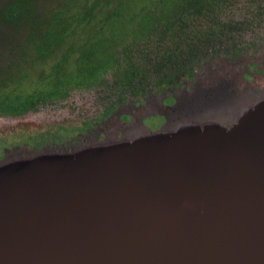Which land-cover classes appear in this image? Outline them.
Returning <instances> with one entry per match:
<instances>
[{"label":"water","instance_id":"obj_1","mask_svg":"<svg viewBox=\"0 0 264 264\" xmlns=\"http://www.w3.org/2000/svg\"><path fill=\"white\" fill-rule=\"evenodd\" d=\"M223 68L157 130L2 159L0 264H264V88Z\"/></svg>","mask_w":264,"mask_h":264},{"label":"trees","instance_id":"obj_2","mask_svg":"<svg viewBox=\"0 0 264 264\" xmlns=\"http://www.w3.org/2000/svg\"><path fill=\"white\" fill-rule=\"evenodd\" d=\"M251 2L257 4L253 20L226 18L223 22L224 10L232 0H157L152 10L148 8L137 20L127 0H61L49 8L41 7L38 0H0V23L6 34L19 36L31 53L18 82L27 70L40 69V86L31 92L0 94V114L13 116L35 110L38 105L64 98L71 89L96 82L105 87L101 78L107 72L114 73L110 85L134 91L141 89L143 79L136 75L146 77L144 66L158 74L160 82L174 75L191 77L201 60L220 49L234 56L252 45L238 47L233 36L244 30L255 35L257 21L264 16V0ZM202 22L207 23L205 29ZM212 27L218 31L210 30ZM150 37L157 42L138 45ZM138 64L143 67L137 68ZM135 78L139 83H134Z\"/></svg>","mask_w":264,"mask_h":264},{"label":"rangeland","instance_id":"obj_3","mask_svg":"<svg viewBox=\"0 0 264 264\" xmlns=\"http://www.w3.org/2000/svg\"><path fill=\"white\" fill-rule=\"evenodd\" d=\"M61 0H38V4H40L43 8H49L56 4H58ZM157 0H127L129 4V8L132 12V15H135V19L137 20L144 13L147 12L148 8L149 11L152 10L153 5L156 3ZM261 6L263 3L260 4ZM144 8V9H141ZM257 4L256 2H251V0H232V4L224 10L223 22H226V18H231L234 22H248L249 20H253L255 16H257ZM256 11V12H255ZM206 22H202L201 26L205 29ZM257 27L255 30V35H252L251 32H247L244 30V33L241 35L235 34L233 35L235 42L237 43L238 47H242V45H250L248 49H243L240 52L243 57L247 58L251 61V64L256 66V69L260 72L258 74L257 70H252V67H243L245 72H249L251 75L250 80L245 79V77L240 76L242 75L240 72L236 73L237 70L235 68L237 66L229 65V72L234 75L232 87L238 89H242L245 93H250L251 90L256 88L262 89L264 88V16L262 15L261 18L257 21ZM210 30L218 31L217 28L212 27ZM250 31V30H249ZM7 31L5 30V26L0 23V94L7 93L9 91H13L14 93H29L33 89H35L37 83V78L40 73V69L33 67L32 69L27 70L25 78L18 82V76L23 75L26 70V64L30 59L31 53H29L26 48L29 46L26 44H22V41L19 36H12L11 34L7 35ZM240 35V36H239ZM225 36V31H223V35L221 38ZM144 39V38H143ZM142 39V40H143ZM151 40H145L143 42H139L138 45L142 46L144 44H154L156 38L150 37ZM222 47L225 44L221 45ZM147 47V45H144ZM260 57V59H256ZM251 58V59H250ZM213 60L212 57L206 58L201 60L203 68L207 67V62ZM230 64V63H229ZM219 65V63H218ZM24 66V68H23ZM141 69L143 66L141 64L137 65V68ZM218 68V67H217ZM43 71H46V68H41ZM205 70L202 73V76H198L196 81H200V87L203 83V80L206 76L213 71ZM144 75L148 76V81L151 83V79L156 77V73H152L150 68L144 66ZM262 71V72H261ZM114 73L107 72L104 77L101 78L106 84V86H99L96 82L94 85L89 86L87 88H74L71 89L70 93L68 94V98L61 102H54L50 105L45 104V107H42L37 111L35 114H27L22 118L19 119H4L0 118V141L6 142L11 138L19 137L18 139L25 138L26 136L34 133L38 135H43L46 132L54 133L56 132L58 135L63 136L64 133L61 130H57V126H64L69 123H66V120L72 122V125H78L82 119H88L95 116L97 111L100 109L103 110L104 107H107L112 99V96L109 95L108 92L121 90L118 86L110 85L112 78H114ZM138 76V80L143 78L142 75ZM231 77V76H230ZM241 77V78H239ZM201 79V80H199ZM197 84L196 82L193 83V86ZM40 86V85H38ZM257 90V89H256ZM57 101V100H55ZM67 108H71L69 111L66 110ZM151 115L152 110L149 109L148 111L145 110L144 112L139 111L135 112L133 115L132 122L138 123L146 116L145 114ZM151 118V117H150ZM153 118V117H152ZM146 119V125L148 128L153 129L156 127V119ZM155 121V122H153ZM106 123V122H105ZM113 123H117V119L113 121ZM108 124V123H107ZM118 124V123H117ZM116 125L108 124V127H116ZM127 126V125H125ZM131 129L137 130L140 128H135L132 125V128L129 129H122L119 136L128 133ZM14 131L16 133H14ZM14 133V134H13ZM107 136V135H106ZM112 135L111 137H113ZM3 140V141H2ZM95 138H91L90 141H94ZM20 142V141H19ZM9 144V143H8ZM21 144V143H20ZM19 146H22L20 145ZM6 150H10L9 146H5ZM8 147V148H7ZM21 148V147H18ZM10 152V151H8Z\"/></svg>","mask_w":264,"mask_h":264},{"label":"flooded vegetation","instance_id":"obj_4","mask_svg":"<svg viewBox=\"0 0 264 264\" xmlns=\"http://www.w3.org/2000/svg\"><path fill=\"white\" fill-rule=\"evenodd\" d=\"M224 49H220L218 53H215L213 56V60H210L207 62V67L203 68L202 62L198 63L193 69H192V76L188 75H181V76H172L168 81H159L158 79L160 77H153L151 79V83H149L147 76L143 77L145 79L141 80V86L136 89L135 91L133 89H124V90H115L114 92H108L109 95L112 96V99H114L112 102L108 104L107 107H104L101 111L100 109L95 113L96 115L92 118L88 119H82V121L78 125H72V122L69 120H66V123H69L67 125L57 126V130H61L64 135L60 136L56 132L49 133L46 132L43 135L38 134H30L26 136L25 138L18 139L19 137L11 138L10 140L6 142L0 141V161L4 159L8 155H14L16 152H20L23 150L28 151H34L38 152L43 149H59V148H66L70 149L72 147H78L80 145H83L86 142H89L91 138L97 139V141H101L104 136H119L122 129H129L132 128V125H134L135 128H142L146 127L148 128V125H146V119H156V127L150 130H157L161 128L164 125L165 118L164 116H159L158 111L160 109H163L164 112H166L167 109L171 107H175L177 105L178 98L184 96L185 94H188L192 91L189 90L194 82H196V79L198 76H202V73L207 71L208 69H216L217 67H221L224 71L226 68H223L224 65L228 68V65L237 66L235 70H237L236 73L240 72L242 70L241 74L245 79L250 80L251 75L247 71L245 72L243 70V67H252V70H257L256 66L251 64V61H249L247 58L243 57L241 54L242 52H238L234 56L230 55V53H226V51H223ZM251 59V58H250ZM260 59V57L256 58ZM219 63V65H218ZM230 63V64H229ZM229 69V68H228ZM258 74L260 75V72L257 70ZM262 72V71H261ZM157 80V81H156ZM163 80V79H162ZM156 81V83H155ZM158 82V83H157ZM134 83H139L137 78H135ZM149 83V84H148ZM196 84L194 85V87ZM72 91V90H71ZM70 90L65 94L66 96L62 99H59L57 101L47 102L45 104H48L51 106L54 102H63L68 98V94L71 92ZM200 95H202L199 92ZM45 104L38 105L36 107L37 109L31 110L27 109L22 114L19 115H3L0 114V118L4 119H19L24 117L27 114H35L39 109L42 107H45ZM71 108H67L66 110H70ZM152 110L151 115L148 116L146 113L144 116L145 118L141 120V123H135L132 122L133 115L135 112L145 110ZM165 114V113H162ZM151 117V118H150ZM117 119V126L113 123V121ZM106 122V123H105ZM155 122V121H153ZM110 123L113 126L108 127L107 125ZM127 125V126H125ZM1 132V130H0ZM14 133H16L14 131ZM13 133V134H14ZM3 141V140H2ZM20 141V142H19ZM9 143V144H8ZM21 143V144H20ZM22 145V146H19ZM5 146H9L11 148L10 150H6ZM21 147V148H18ZM8 148V147H7ZM10 151V152H8Z\"/></svg>","mask_w":264,"mask_h":264}]
</instances>
